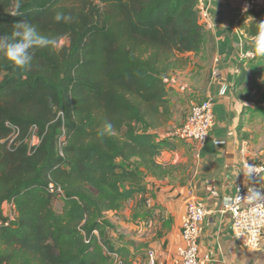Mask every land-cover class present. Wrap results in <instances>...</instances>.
Instances as JSON below:
<instances>
[{
	"label": "trees",
	"instance_id": "16d2710c",
	"mask_svg": "<svg viewBox=\"0 0 264 264\" xmlns=\"http://www.w3.org/2000/svg\"><path fill=\"white\" fill-rule=\"evenodd\" d=\"M56 11L72 22H56ZM263 12L248 14L249 39ZM22 20L57 44L35 49L27 69L0 59V264H110L107 252L133 264L137 252L107 240V214L142 196L145 178L175 169L158 163L170 146L154 132L173 117L166 77L209 36L197 0H0V35ZM259 60H249L257 78ZM106 122L114 134L101 137ZM7 123L20 131L11 145ZM32 129L39 144L29 151ZM10 203L12 219L2 213Z\"/></svg>",
	"mask_w": 264,
	"mask_h": 264
},
{
	"label": "crops",
	"instance_id": "0c3cea01",
	"mask_svg": "<svg viewBox=\"0 0 264 264\" xmlns=\"http://www.w3.org/2000/svg\"><path fill=\"white\" fill-rule=\"evenodd\" d=\"M241 1L204 0L208 16L205 24L209 31L204 51L197 57L189 54L188 66L165 79L173 117L154 134L157 141H168L170 146L161 152L158 163L175 169L163 179L145 178L142 196L129 200L117 214H107L112 225L142 231L152 227L162 233L148 249L154 253V264H175L176 250L182 245L181 218L191 202L201 203L206 210L198 229L200 264H264V233L257 250L243 247L232 234L230 214L225 208L234 197L236 187L246 185L244 165L258 153L251 144L254 133L250 126L256 115H264V108L257 102L251 103L245 92L247 77L256 82V62L238 58L240 43L246 48L252 45L244 29L253 18L248 15L239 24ZM260 59L264 63V58ZM215 71L220 74L218 80L212 77ZM241 73H245L244 83L236 89L233 85ZM198 74L203 76L204 83L198 82ZM199 83L200 89L197 88ZM223 86L227 91L221 94ZM194 98H211L213 102L215 120L207 140L203 144L177 138L166 140L163 135L174 120L177 100L192 105ZM184 150L185 157H182L180 153ZM261 181L264 184V175ZM165 243L167 248H164Z\"/></svg>",
	"mask_w": 264,
	"mask_h": 264
},
{
	"label": "built area",
	"instance_id": "2783aa9c",
	"mask_svg": "<svg viewBox=\"0 0 264 264\" xmlns=\"http://www.w3.org/2000/svg\"><path fill=\"white\" fill-rule=\"evenodd\" d=\"M197 3L200 19L204 23H207L206 20L208 16L206 8L204 7V0H197ZM263 10L264 0H242L239 5V18L242 19L251 12ZM250 43H252V39ZM239 47V60L255 59L256 56L250 55L252 52V45L246 48L244 44L240 43ZM212 77L218 80L220 74L215 71ZM226 91L227 87L223 86L220 93L223 94ZM214 120L215 116L211 98L193 103L190 106L187 118L180 128L176 130L174 137L182 141L203 144L208 138ZM7 127L11 130L8 137V145H11L18 139L20 131L17 127L8 123ZM32 131L35 133V129H32ZM64 144L65 140L62 132L57 144L60 155V149ZM36 146H29V151ZM244 169L246 174V185H238L236 187L234 197L228 201L225 208L230 214L231 230L235 240L247 249L257 250L261 245L262 235L264 233V199L254 203H248L244 198L251 189L259 191L264 195V184L261 181L264 175V164L248 162L244 165ZM10 205L13 208V204L10 203ZM205 216L206 210L201 203L191 202L187 204L185 213L181 218L180 236L182 245L176 250L177 258L175 264H200L197 256L198 229ZM94 233L97 234L96 232ZM107 255L110 258V264H124L123 259L116 253L107 252ZM147 256L149 264H154L153 251H149Z\"/></svg>",
	"mask_w": 264,
	"mask_h": 264
},
{
	"label": "rangeland",
	"instance_id": "374dc122",
	"mask_svg": "<svg viewBox=\"0 0 264 264\" xmlns=\"http://www.w3.org/2000/svg\"><path fill=\"white\" fill-rule=\"evenodd\" d=\"M264 19V12L262 15ZM67 44L66 39H62L59 44L57 45V48H61L64 45ZM199 78V79H198ZM198 82H203V76H200L198 74L197 76ZM251 78L247 77V86H245V92L247 93L249 97V101L253 102L254 104L260 105V108H264V102L261 100L264 96V76L255 79L256 82H251ZM204 83V82H203ZM201 83L197 86L198 89H200ZM194 92L198 94V91L194 89ZM195 94V95H196ZM202 91L200 95H202ZM202 98H194L192 100L193 103L201 102ZM251 102V103H252ZM191 104L185 103V101L177 100L176 105L174 107V120L164 133V138L167 139H176L174 137L175 132L180 126L184 123L185 119L187 118L189 107ZM251 130L254 133V139L251 140L252 146L255 147V149L258 151L264 150V115L259 114L256 115L254 118V121L251 124ZM62 131L60 132V134ZM182 141V140H181ZM28 146H36L38 144V138L35 136L34 131H32L29 134V137L27 139ZM252 158L250 161L251 163H259L264 164V152L262 154H258ZM182 157H185V150L184 153H180ZM61 201L60 199H56L54 202V209L55 211H59L61 209ZM135 216H138V213L135 209ZM3 216L12 219L15 216L14 212V206L10 204H6L2 208ZM111 219V217H109ZM137 219V218H135ZM126 223L127 221L124 220ZM138 224H135L134 226H137ZM151 229V230H150ZM162 236V233L159 231H154L152 227H150L146 231H142L141 228L137 229L135 228H128L124 227V225H116L113 224V228H110L106 232V238L110 242V244L114 247V249H117L118 247L127 248L129 249V253L133 254L137 252V256L132 259L133 264H149L147 252L149 249V246H151L153 243L157 242V240ZM159 243V242H158ZM130 244V246H129ZM128 245V246H127ZM166 247V243L164 245V248ZM167 248V247H166ZM166 250V249H165ZM164 250V251H165ZM156 253V252H155ZM155 263V260H154Z\"/></svg>",
	"mask_w": 264,
	"mask_h": 264
},
{
	"label": "clouds",
	"instance_id": "9594fccd",
	"mask_svg": "<svg viewBox=\"0 0 264 264\" xmlns=\"http://www.w3.org/2000/svg\"><path fill=\"white\" fill-rule=\"evenodd\" d=\"M54 19L56 22L71 23L73 17L62 11H56ZM251 38L252 52L250 55L264 58V19H261L258 23H253ZM56 44L57 38L41 34L34 24L28 20H22L12 26L10 34L0 35V59H6L17 69H27L33 62V51L35 49L52 48ZM105 134H114V128L110 122H106L98 132L101 137ZM262 199H264V195L253 189L249 190L244 198L248 203H254Z\"/></svg>",
	"mask_w": 264,
	"mask_h": 264
}]
</instances>
